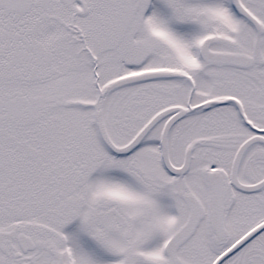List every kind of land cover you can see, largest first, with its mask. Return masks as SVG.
Returning a JSON list of instances; mask_svg holds the SVG:
<instances>
[{
    "label": "snow or ice",
    "instance_id": "obj_1",
    "mask_svg": "<svg viewBox=\"0 0 264 264\" xmlns=\"http://www.w3.org/2000/svg\"><path fill=\"white\" fill-rule=\"evenodd\" d=\"M0 264H264V0H0Z\"/></svg>",
    "mask_w": 264,
    "mask_h": 264
}]
</instances>
